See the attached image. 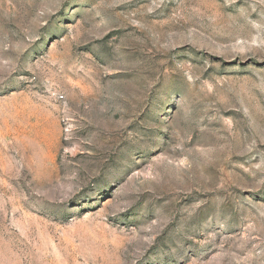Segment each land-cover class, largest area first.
I'll use <instances>...</instances> for the list:
<instances>
[{
	"label": "rangeland",
	"instance_id": "rangeland-1",
	"mask_svg": "<svg viewBox=\"0 0 264 264\" xmlns=\"http://www.w3.org/2000/svg\"><path fill=\"white\" fill-rule=\"evenodd\" d=\"M0 264H264V0H0Z\"/></svg>",
	"mask_w": 264,
	"mask_h": 264
}]
</instances>
